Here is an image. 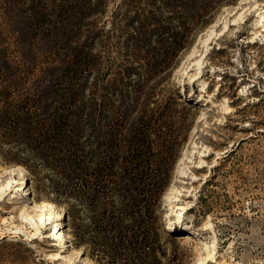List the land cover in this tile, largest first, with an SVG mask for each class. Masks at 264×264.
I'll return each instance as SVG.
<instances>
[{"label": "trees", "instance_id": "1", "mask_svg": "<svg viewBox=\"0 0 264 264\" xmlns=\"http://www.w3.org/2000/svg\"><path fill=\"white\" fill-rule=\"evenodd\" d=\"M229 1L77 0L54 8L9 0L20 54L52 37L65 50L59 65L33 77L15 75L0 58V155L66 204L74 239L99 264H185L159 213L190 129L168 79L196 31ZM77 23L84 27L68 28ZM111 42L126 51L119 62L105 57Z\"/></svg>", "mask_w": 264, "mask_h": 264}, {"label": "rangeland", "instance_id": "2", "mask_svg": "<svg viewBox=\"0 0 264 264\" xmlns=\"http://www.w3.org/2000/svg\"><path fill=\"white\" fill-rule=\"evenodd\" d=\"M45 1L54 8L77 5V0ZM239 2L220 4L212 19L193 35L168 79V93L187 106L190 129L160 195L159 213L161 218L169 206L178 218L164 226L176 235L185 264H264V14L258 15L259 7L250 0ZM9 3L0 0L1 61L24 77L59 65V50L65 46L53 37L47 44L34 40L30 53L20 54L17 27L5 15ZM113 5L110 1L107 16ZM49 12L54 19V12ZM83 27L68 26L70 30ZM117 49L108 43L105 57L119 62L126 51ZM16 165L21 164L4 162L0 155V179L7 178L3 168ZM16 179V196L5 193L0 198V264H99L74 239L66 204L52 201V195L46 197L29 171L25 182L18 175ZM170 186L169 199L162 202ZM28 197L64 208L59 223L65 243L54 244L51 236L44 235L48 230L52 234V224L41 227L34 238L22 230L12 232L10 227L19 223V207ZM32 221L37 225L36 217ZM26 226L33 231V226ZM185 233L193 240L184 241ZM51 253L58 255L51 258Z\"/></svg>", "mask_w": 264, "mask_h": 264}, {"label": "bare ground", "instance_id": "3", "mask_svg": "<svg viewBox=\"0 0 264 264\" xmlns=\"http://www.w3.org/2000/svg\"><path fill=\"white\" fill-rule=\"evenodd\" d=\"M242 1H244V0H240L239 3H241ZM250 1L253 2V4L255 6L259 7L258 15L261 14V16H263L264 11H263V5L262 4L264 1H259V0H250ZM262 25L264 26V21H263ZM208 30L212 31V27H210ZM194 47H195V45L190 50V53L188 55H190L194 52ZM183 63H184V61L181 63V66L183 65ZM179 68H181V67H178V69ZM198 73H199V71L197 72V74ZM185 153L186 152L183 153V155L179 161L182 160ZM2 172L7 175V178L0 179V198L5 193H8V194L12 193L10 196L15 197L16 193H15V190H13V189H14V185L17 183V181H16L17 175L19 177V180L23 183V182H25V179L27 178L28 171L25 169L24 166L16 165V166L9 167V168H3ZM14 175H16V177ZM17 189L18 188H16V190ZM22 189H23V187H22ZM171 189H172V186L169 187V190L165 194V198H164L165 202L169 199L168 193ZM28 199H29V201L27 200V202H23L19 207V216H18L19 223L14 224V226L10 227L11 229H13L12 232H18L19 230H22V231H24V233L26 235H28V236L31 235V237L34 238L35 234L39 232V229L41 227H47L48 225L52 224V225H55V228L53 226L54 229H53L52 234L49 233L50 230H48V231H45L46 234H44V235L51 236L52 240H54V242H53L54 244L65 243L66 242V239H65L66 234L60 225L61 222L59 223V221H61V219H63L65 217L64 208L58 204H55L54 202L38 203L31 197H28ZM171 212H172V208H170L169 206L167 207L165 212H162L163 216L161 217V219L168 225L178 219L177 217H173ZM33 217H36L37 225L34 224V222L32 221ZM3 221H6V219L3 218ZM26 223H28V225H30L29 227L33 226V227H31L33 229V231L27 230L28 226H26ZM56 225H57V227H56ZM56 240H58V241H56ZM183 240L189 242V241L193 240V238L189 233H185V234H183ZM56 255H58V254L51 253L49 255V257L54 258V256H56ZM63 258H66V256H63ZM198 263L202 264L201 262H198ZM229 264H236V263H229Z\"/></svg>", "mask_w": 264, "mask_h": 264}, {"label": "water", "instance_id": "4", "mask_svg": "<svg viewBox=\"0 0 264 264\" xmlns=\"http://www.w3.org/2000/svg\"><path fill=\"white\" fill-rule=\"evenodd\" d=\"M163 200H164V195H162V202H163ZM163 208V207H162ZM163 223L165 224V226H166V223L163 221Z\"/></svg>", "mask_w": 264, "mask_h": 264}]
</instances>
